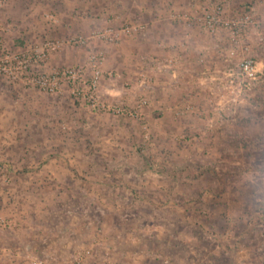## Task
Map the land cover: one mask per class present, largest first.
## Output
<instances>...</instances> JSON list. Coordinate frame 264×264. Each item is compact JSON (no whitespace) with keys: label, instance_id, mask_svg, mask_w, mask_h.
<instances>
[{"label":"rangeland","instance_id":"1","mask_svg":"<svg viewBox=\"0 0 264 264\" xmlns=\"http://www.w3.org/2000/svg\"><path fill=\"white\" fill-rule=\"evenodd\" d=\"M214 2L250 13L236 40L199 27ZM45 40L35 74L101 53L96 100L132 117L0 73V264H264V0H0V58ZM244 58L261 80L232 102Z\"/></svg>","mask_w":264,"mask_h":264},{"label":"built area","instance_id":"2","mask_svg":"<svg viewBox=\"0 0 264 264\" xmlns=\"http://www.w3.org/2000/svg\"><path fill=\"white\" fill-rule=\"evenodd\" d=\"M221 3V2H220ZM214 2L211 5L204 6V12L201 18L198 19L199 27L208 33H213L217 28L227 33L231 41L236 40L242 33L245 25L251 23V15L249 12H242L238 16L223 17V5ZM249 13V14H248ZM52 20L51 15L46 16ZM181 22L185 26L190 25L188 16L181 18ZM143 25H121L120 29L115 31L109 27H103L93 33L91 39L105 43H115L120 34L131 36L142 30ZM84 40L80 37L69 38L68 42L71 45H80ZM58 47L57 41H42L38 45L32 46L29 50L17 52H3L0 58V73L8 80H20L24 84L33 85L43 91L49 93H60V86L66 85L68 93L75 98L83 99L91 109L94 107L103 112H109L116 116H130L131 110L125 107L109 103L97 102V78L101 72L97 65V60H101V53L97 56L90 54L87 56V61L82 66H70L64 69L52 68L50 72L37 71L38 67L43 65L49 53L55 51ZM262 68L259 62L250 58H244L228 68L224 73L222 87L230 95V100L234 102L236 99L248 96L256 87L262 76ZM88 71L89 78L84 75ZM110 75V72H105ZM33 264H41L36 261Z\"/></svg>","mask_w":264,"mask_h":264},{"label":"crops","instance_id":"3","mask_svg":"<svg viewBox=\"0 0 264 264\" xmlns=\"http://www.w3.org/2000/svg\"><path fill=\"white\" fill-rule=\"evenodd\" d=\"M156 1V0H155ZM154 3V2H153ZM154 5V4H153ZM153 23H155V21L153 22ZM171 76H173V74L171 75ZM68 213V212H67ZM19 225V224H18ZM22 225V224H21ZM25 229H28L30 232H32L33 231V229L34 230H36V232L38 231V228H32V226H29V225H26V227H24ZM32 243L33 241L32 240H30V241H25V242H17L18 243V246L19 247H24L25 248V250L27 251L26 252V255L27 254H29L30 256H32V255H34L33 254V250H32V248H31V246H28L29 244L28 243ZM17 253L18 252H16L15 253V255L17 256ZM8 256H11L12 255V253L11 252H9L8 254H7Z\"/></svg>","mask_w":264,"mask_h":264}]
</instances>
